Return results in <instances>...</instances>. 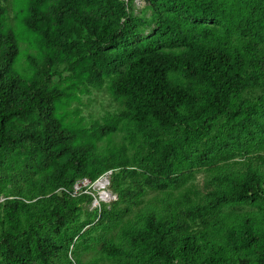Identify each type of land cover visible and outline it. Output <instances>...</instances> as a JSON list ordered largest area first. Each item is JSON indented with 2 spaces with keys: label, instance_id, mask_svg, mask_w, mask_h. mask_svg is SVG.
<instances>
[{
  "label": "trees",
  "instance_id": "16d2710c",
  "mask_svg": "<svg viewBox=\"0 0 264 264\" xmlns=\"http://www.w3.org/2000/svg\"><path fill=\"white\" fill-rule=\"evenodd\" d=\"M143 1L147 17L132 0H0V264H82L71 254L99 241L86 231L101 221L118 229L120 242L98 248L114 264H264L262 215L222 212L264 210L250 163L217 176L201 203L163 199L119 224L146 187L264 141V96L235 102L264 90V0ZM100 88L119 108L86 125L79 95ZM121 127L127 141L112 143ZM106 171L109 204L71 194Z\"/></svg>",
  "mask_w": 264,
  "mask_h": 264
},
{
  "label": "rangeland",
  "instance_id": "374dc122",
  "mask_svg": "<svg viewBox=\"0 0 264 264\" xmlns=\"http://www.w3.org/2000/svg\"><path fill=\"white\" fill-rule=\"evenodd\" d=\"M132 9L135 15H139L143 12L144 17L149 15V10L145 9L143 0H132ZM149 26L143 28V32H147ZM21 49L24 47L23 44H20ZM21 57H23L24 52L21 50ZM22 63V59H20ZM262 68H264V58L261 60ZM264 96V90L261 88L250 87L242 90L239 93V97L235 99V102H256L259 98L262 99ZM80 102L76 104L79 109V116L83 118V123L88 125L94 119H100L104 114L115 112L119 105H117L116 101H113L109 95L106 93L104 88L100 89H90L89 93H83L79 95ZM75 105V104H73ZM129 136V131L121 127L116 130L111 135L112 143H116L117 141L124 140L127 141ZM250 141L248 152L241 153H233L231 157L223 158L218 156L215 159V162L208 164L207 166H201L198 168H190L179 174V176L175 177L174 182L170 183L165 190H152L150 188H145V192L141 197V201L137 207H130L129 210L121 216V221L119 224H123L128 220H132L138 211V209L145 205H149L151 207H158L161 205L163 199L173 198L177 199L181 204H189V203H201L204 199L205 194L216 188L217 181L215 178L221 174L228 172H236L240 173L244 170V168L250 163L253 166H256L259 171L264 173V141H258L255 137L249 136ZM99 143H102L99 142ZM134 144L127 142V153L131 154L134 159ZM110 172L106 171L105 173L98 176L96 181H94L90 186L85 188V191L91 193L94 196H98L100 191H106L110 193L111 199L103 204H109V202L115 200V195L110 191L108 187V175ZM104 177L107 180L105 183ZM103 180L104 187L99 188L98 182ZM72 193V192H71ZM2 198L0 197V200ZM92 203L93 199L88 205H85L84 208L87 209L88 212H92ZM222 212L227 215L229 219L237 218L242 216L244 213H255L262 215L264 218V210L260 204L250 203V204H235L225 206L222 209ZM85 217L81 214L80 218ZM89 218L93 217L90 215ZM103 221H101L99 226H96L94 230H87L86 235L89 237L99 239L98 242H91L87 248L82 247V244L79 241V250L72 257L78 258L81 260L82 264H114L113 259L104 256L102 253L98 251L99 243L102 240L111 241L114 243L120 242V237L118 234L117 227H111V229H104ZM189 229L196 231L202 228L199 222L189 221ZM87 226L83 227L85 230Z\"/></svg>",
  "mask_w": 264,
  "mask_h": 264
},
{
  "label": "built area",
  "instance_id": "2783aa9c",
  "mask_svg": "<svg viewBox=\"0 0 264 264\" xmlns=\"http://www.w3.org/2000/svg\"><path fill=\"white\" fill-rule=\"evenodd\" d=\"M109 172V171H108ZM102 179H104V181H105V183H107V180L104 178V177H102ZM94 181H96V179L94 180ZM94 181H92V182H90L87 178H81V179H79V180H76V181H74L73 182V184L71 185V194L73 195V194H77L78 193V190H79V188H84V190H83V192H86L85 191V188H87L88 186H90ZM104 187V186H103ZM108 193V199L107 200H103V201H109L110 199H111V197H110V193L109 192H107ZM97 198H98V200H102V199H100V197H99V194H98V196H97ZM93 202L94 203H92V205L94 206H96L97 205V200L96 199H93Z\"/></svg>",
  "mask_w": 264,
  "mask_h": 264
},
{
  "label": "bare ground",
  "instance_id": "6f19581e",
  "mask_svg": "<svg viewBox=\"0 0 264 264\" xmlns=\"http://www.w3.org/2000/svg\"><path fill=\"white\" fill-rule=\"evenodd\" d=\"M97 184H98L99 188H102L104 186L103 180H101ZM98 194H99L100 199H102V200H107L108 199V193L106 191H100Z\"/></svg>",
  "mask_w": 264,
  "mask_h": 264
}]
</instances>
